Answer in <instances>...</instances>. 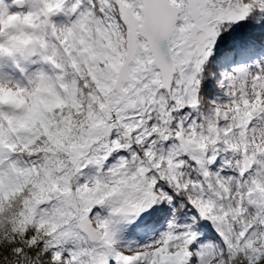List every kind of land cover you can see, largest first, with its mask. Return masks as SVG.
<instances>
[{
    "label": "snow or ice",
    "instance_id": "6c2138e0",
    "mask_svg": "<svg viewBox=\"0 0 264 264\" xmlns=\"http://www.w3.org/2000/svg\"><path fill=\"white\" fill-rule=\"evenodd\" d=\"M0 264H264V0H0Z\"/></svg>",
    "mask_w": 264,
    "mask_h": 264
}]
</instances>
